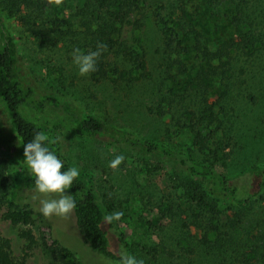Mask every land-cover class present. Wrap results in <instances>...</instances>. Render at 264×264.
Returning <instances> with one entry per match:
<instances>
[{
	"label": "trees",
	"instance_id": "trees-1",
	"mask_svg": "<svg viewBox=\"0 0 264 264\" xmlns=\"http://www.w3.org/2000/svg\"><path fill=\"white\" fill-rule=\"evenodd\" d=\"M215 1L225 6L232 36H218L212 19L204 24L203 7L197 0H173L170 13L156 17L159 48L150 34H138L133 44L123 39L131 18L144 13L146 0H61L59 4L0 0V8L16 18L40 47L62 53L50 58L57 63L54 83L58 89L75 85V50L86 53L105 45L96 71L84 76L91 87L102 90V102L125 106L121 114L171 116L165 138L173 127L189 142L186 145L159 140L164 138L159 130V136H142L54 92L43 91L25 76L19 45L1 16L0 104L9 117V141L22 161L24 144L41 132L48 138V147L64 161V170L71 167L66 153L69 135L137 148L147 157L170 163L174 167L172 187L157 207L158 218L150 224H158L168 255L178 253L179 264H264V167L254 165L249 172L236 175L250 158L264 154L263 146L258 149L259 144L251 143L249 136L261 135L263 143L264 131L259 133L258 127L242 122L248 106L259 111L264 104V95H254V89L245 86L249 73L242 63L245 59L253 65L259 56L264 58V0ZM158 55L160 71L155 74L151 59ZM191 55L196 60L192 68L182 59ZM181 76L186 78L183 84L179 83ZM261 79L264 83V76ZM163 85L171 86V95H150ZM91 96L86 94L82 100L91 102ZM8 171V161L0 158V219L14 227L38 224L44 251L57 254L64 264H83L52 236L38 208L28 201L26 194L34 187L31 175L13 190ZM66 194L76 200L73 212L85 244L93 253L118 263L120 257L105 229V212L95 189L79 176ZM23 233L34 241L31 231ZM129 254L148 264L138 249L129 248ZM151 254L158 251L146 253ZM168 255L157 262L170 264ZM0 264H19L8 239L0 240Z\"/></svg>",
	"mask_w": 264,
	"mask_h": 264
},
{
	"label": "rangeland",
	"instance_id": "rangeland-1",
	"mask_svg": "<svg viewBox=\"0 0 264 264\" xmlns=\"http://www.w3.org/2000/svg\"><path fill=\"white\" fill-rule=\"evenodd\" d=\"M53 1L55 4L61 2V0ZM197 1L203 7L204 16L202 19L204 24L209 19H212L217 24L218 36H232V29L225 18V6H220L215 0ZM146 3L148 5L144 13L141 16L132 17L131 24L125 27L123 39L133 44L138 34H150L153 35L156 46L161 48V40L159 41L161 33H159L156 17L159 14L163 17L170 13V6L173 5V0H146ZM0 16L19 45L25 76L33 81L35 85L38 83L43 91L54 92L65 99L77 103V105L79 104L85 111L93 112L103 120L120 127L139 132L142 136H159V130L164 135V138L159 139L161 141H170L175 146L181 141L183 145L189 143L183 135H178L176 128L173 127L170 128V133L165 138L166 125L172 126L171 116L159 119L147 113L128 112L121 114V110L125 107L124 104V107H119L118 104L114 106L112 103L102 102V90L98 87H91V83L79 74L73 87L67 84V90L58 89L54 83L57 63L56 60L50 62V58L54 57L56 59L62 53L59 50L50 53L48 48L40 47V43L21 27L19 21L10 17L1 8ZM160 59V55L151 59V68L156 70L155 74L160 71L157 68ZM182 59L191 68L196 64L194 55L182 56ZM263 59V55L259 56L257 60H253L255 63H252L253 65H247V60L242 59V63L246 66V70L249 73L245 86L253 88L254 90L251 92L254 95H259V97L264 95V83L261 79L264 76V70L260 69L264 65ZM240 64L239 70L241 69ZM70 66L73 68V64ZM244 79L246 78L244 77ZM185 81L186 78L181 76L179 83L183 84ZM168 88L171 89V86L163 85L159 88L157 94L150 95H171L168 93ZM86 94L92 95L91 102L86 99L82 100ZM262 107L261 110L255 111L248 106V110H245L246 112L242 116L243 124L245 126L253 124L254 127H258L259 133L264 131V104ZM165 109L168 110L166 105ZM8 121L9 117L0 104V158L8 161V178L12 189L16 190L30 174L23 163L24 161L17 157L13 143L9 141V135L6 130ZM249 136L251 143L256 141L259 144L258 149L261 148L260 145L264 149V142L261 143V135L251 134ZM66 149L71 167H77L80 170L79 176L95 189L105 215L116 211L124 213L119 222L111 225L105 224V229L109 232L112 245L118 256L121 257V253L130 255L129 248L132 247L142 252L148 264H159L161 261L157 262L158 258L163 260L162 255L166 257L169 250L163 244L165 238L163 240L164 234L159 233L158 224L155 223L152 226L150 221L158 218L156 217L157 207L169 195L170 187H172L171 174L174 167L166 161L152 159L143 155L137 148L114 146L99 139L76 135L67 137ZM116 155H123L125 160L118 169L113 170L108 167V164ZM254 165L264 167V154L261 158H250L245 167L240 168L236 175H241L244 173L243 171L249 172ZM242 177L247 178V175ZM26 195L28 201L35 208H38L39 202L32 199L34 192H28ZM42 221H44L45 225L51 227L52 236L59 240L63 246L75 252L83 264H104L106 258L93 253L82 239L76 225L74 212L66 218L43 217ZM24 231H31L34 241L24 237ZM2 239H8L11 242L13 256L19 264L22 261L25 264H64L57 254H49L42 248L38 224L14 227L10 221L1 218L0 240ZM121 239L122 242L120 241ZM148 250H157L158 254L146 255ZM162 252L167 254H161ZM168 256L172 257L170 264H179V260H177L179 259L178 253ZM111 264H119V262L111 261Z\"/></svg>",
	"mask_w": 264,
	"mask_h": 264
},
{
	"label": "clouds",
	"instance_id": "clouds-1",
	"mask_svg": "<svg viewBox=\"0 0 264 264\" xmlns=\"http://www.w3.org/2000/svg\"><path fill=\"white\" fill-rule=\"evenodd\" d=\"M105 48V45H98L95 51L81 53L77 49L73 52L72 62L80 76L84 77L96 71L97 61ZM23 147V163L34 180L32 199L39 202V213L45 218L68 217L76 209L77 203L66 192L77 181L80 170L75 166L64 170V161L48 147V138L41 132H37ZM124 160L123 155H116L108 167L116 170ZM123 215L122 211H116L105 215L103 219L105 224L111 225L119 222ZM104 264H111V261L105 259ZM119 264H143V261L121 253Z\"/></svg>",
	"mask_w": 264,
	"mask_h": 264
}]
</instances>
